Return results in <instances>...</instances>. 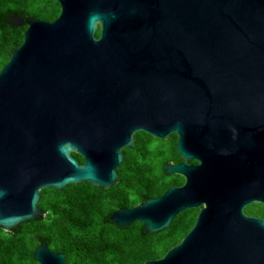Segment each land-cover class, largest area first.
<instances>
[{"label":"water","instance_id":"water-1","mask_svg":"<svg viewBox=\"0 0 264 264\" xmlns=\"http://www.w3.org/2000/svg\"><path fill=\"white\" fill-rule=\"evenodd\" d=\"M57 1L51 21L0 15L27 25L0 68V227L43 216L41 189L110 187L134 133H174L182 161L162 169L183 182L103 220L153 233L198 208L143 264H264V218L244 211L264 205V0ZM37 239L39 264H70Z\"/></svg>","mask_w":264,"mask_h":264},{"label":"trees","instance_id":"trees-1","mask_svg":"<svg viewBox=\"0 0 264 264\" xmlns=\"http://www.w3.org/2000/svg\"><path fill=\"white\" fill-rule=\"evenodd\" d=\"M9 8L47 21L60 13L57 0H0V15ZM26 27L0 26V68L23 41ZM152 139L155 137L142 131L133 134L134 144L123 148L117 179L108 188L81 181L59 189H41L37 206L43 209V216L22 221L17 229L0 227V264H39L34 249L41 242L37 237L45 235L50 238L48 247L62 251L70 264H143L162 256L188 231L198 208L182 210L168 227L153 233H141L143 224L138 221L121 227L103 220L118 209L119 202L130 207L144 201L143 195L154 197L183 182L181 175L165 174L162 169L163 162L182 161L175 148L176 135L159 139L168 145L158 152L148 148ZM71 154L83 163L82 156ZM254 204L263 210L248 211L246 207L244 211L264 217V205Z\"/></svg>","mask_w":264,"mask_h":264},{"label":"rangeland","instance_id":"rangeland-1","mask_svg":"<svg viewBox=\"0 0 264 264\" xmlns=\"http://www.w3.org/2000/svg\"><path fill=\"white\" fill-rule=\"evenodd\" d=\"M167 145H168V142H162V141H159V139L155 138V139H152V141L148 144V148L151 149L152 151L158 152L159 150L165 149ZM246 207L248 211H259L260 209L263 210V208L259 206L258 204H254V205L250 204V206L248 205Z\"/></svg>","mask_w":264,"mask_h":264},{"label":"flooded vegetation","instance_id":"flooded-vegetation-1","mask_svg":"<svg viewBox=\"0 0 264 264\" xmlns=\"http://www.w3.org/2000/svg\"><path fill=\"white\" fill-rule=\"evenodd\" d=\"M192 162H195V161H192ZM177 163V162H176ZM247 214H249V215H254V216H258V217H262V218H264L263 216H261V215H258V214H255V213H247Z\"/></svg>","mask_w":264,"mask_h":264}]
</instances>
